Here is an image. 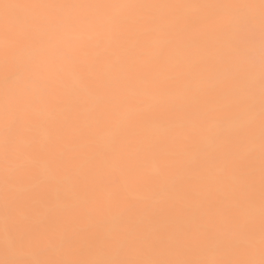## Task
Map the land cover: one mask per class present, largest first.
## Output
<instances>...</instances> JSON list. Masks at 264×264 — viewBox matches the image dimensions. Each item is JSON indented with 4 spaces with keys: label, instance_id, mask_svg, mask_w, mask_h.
<instances>
[{
    "label": "snow or ice",
    "instance_id": "1",
    "mask_svg": "<svg viewBox=\"0 0 264 264\" xmlns=\"http://www.w3.org/2000/svg\"><path fill=\"white\" fill-rule=\"evenodd\" d=\"M0 264H264V0H0Z\"/></svg>",
    "mask_w": 264,
    "mask_h": 264
}]
</instances>
